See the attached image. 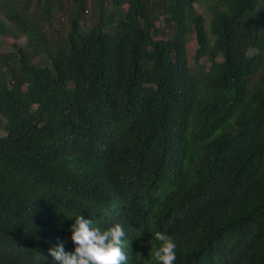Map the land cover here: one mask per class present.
<instances>
[{
  "label": "trees",
  "instance_id": "16d2710c",
  "mask_svg": "<svg viewBox=\"0 0 264 264\" xmlns=\"http://www.w3.org/2000/svg\"><path fill=\"white\" fill-rule=\"evenodd\" d=\"M70 1L0 0V264H55L76 215L123 225L127 264L156 232L174 264H264V0H111L86 31Z\"/></svg>",
  "mask_w": 264,
  "mask_h": 264
},
{
  "label": "clouds",
  "instance_id": "9594fccd",
  "mask_svg": "<svg viewBox=\"0 0 264 264\" xmlns=\"http://www.w3.org/2000/svg\"><path fill=\"white\" fill-rule=\"evenodd\" d=\"M87 5L88 3H85V7L78 13V17H81L83 13L87 12ZM111 5V0H101L100 7L95 9L93 14L94 17L99 19L96 26L101 22V18H104L105 16L112 17L115 15V9H113L112 12L108 11ZM102 10L105 15H103ZM1 19H4V17ZM159 20L162 19H158L157 21L154 20L155 28L153 31V37L155 40L167 38H157L158 35L155 37V30L159 31L166 26L170 32L172 31L171 26L167 24L166 21ZM66 24L68 28L63 35V39H65L70 32L68 22H66ZM6 25L8 26L7 28L13 30L11 22H8ZM96 26H90L88 29H85L82 25L83 30L85 31ZM108 31H113V29H109ZM24 39L25 43H18V45H25L26 38L24 37ZM2 40H0V42H2ZM50 45H53V41L50 42ZM7 47L9 48V46ZM40 49L43 50L44 47ZM3 54L5 55V53ZM40 55L45 56L43 52H41ZM34 61H40L41 64H45L46 66L49 65V60L41 61L39 56H36ZM71 233V240L75 245L73 252H66L64 250L63 242H58L54 248L49 249V255L54 259L55 264H127L128 257L124 251L126 246V232L123 225L117 223L106 230H102L99 227L93 226V222L89 218L85 219L83 216L76 215L75 221L71 225ZM154 239L160 244V247L153 253L154 260L157 261L158 264H174L176 260V244L174 238L169 234L156 232Z\"/></svg>",
  "mask_w": 264,
  "mask_h": 264
},
{
  "label": "rangeland",
  "instance_id": "374dc122",
  "mask_svg": "<svg viewBox=\"0 0 264 264\" xmlns=\"http://www.w3.org/2000/svg\"><path fill=\"white\" fill-rule=\"evenodd\" d=\"M68 2H70V0H68ZM100 3H101V0H89L88 5L86 7L87 12L83 13L81 15V22H82V25L85 29H88L90 26H96L97 25V23H98L97 21L99 19L94 17L93 14H94V10L97 9L98 7H100ZM194 11L197 14H200V13L202 14V9L196 5H194ZM102 13H103V10H102ZM57 18L55 20H57L58 22L54 23V26H56V29L58 30L57 33H50V31H49L46 35L48 42L50 40L51 41L53 40L54 46H59V43L63 39V35L66 33L67 28H68L67 24H66L67 17L64 14L58 15ZM159 21H162V20H159ZM58 32L60 34L59 36H58ZM169 34H170V31L168 30V27H166V26H165V28H161L159 31L155 30V32H154L155 37H157V35H158L157 38L168 37ZM17 43H20V44L25 43V39H24L23 35L19 36V38L17 39ZM37 46L40 48L39 44H37ZM190 46H191V48H194L195 43L190 42ZM47 48H49V47H47ZM8 50H9V48L3 42H0V55H4L3 53H7ZM33 53H34L35 57L39 56V59L41 61L46 60L45 56L40 55V53H41L40 49L36 50V52H33ZM253 55H255V52L249 53V57H251ZM203 60H204V58L200 59V61H203ZM218 60H220V59H218ZM32 62H35V61L33 60ZM35 63L41 65V62H39V61H37ZM262 75L264 76V67L262 69ZM3 134H5V131L0 128V136Z\"/></svg>",
  "mask_w": 264,
  "mask_h": 264
}]
</instances>
